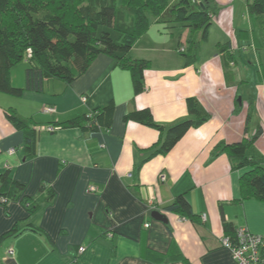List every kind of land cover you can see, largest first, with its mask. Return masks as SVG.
<instances>
[{"label":"crops","instance_id":"0c3cea01","mask_svg":"<svg viewBox=\"0 0 264 264\" xmlns=\"http://www.w3.org/2000/svg\"><path fill=\"white\" fill-rule=\"evenodd\" d=\"M224 1L208 30L212 46L205 45L208 40L200 42L190 65L179 50L188 49L193 36L199 41V32L152 21L130 54L151 65L139 95L131 73L106 54L96 57L72 84L49 80L42 92L25 91L20 97L0 92V174L10 172L25 185L21 200L9 202L6 209L0 204V264H236L221 244L225 221L264 237V203L241 201L245 170H235L222 150L255 139L262 130L254 148L264 158L259 28L249 1L242 28L233 26V15L223 11L232 2ZM236 32H241L244 56L253 63L245 89L228 68L234 63ZM18 66L11 81L24 88L27 63ZM190 98L198 100L208 118L166 155L158 153V130L124 122L128 113L143 109L166 129L194 120L187 107ZM110 103L116 110L109 130L85 133L59 126ZM48 108L54 112L46 113ZM12 111L37 132L33 157H27L24 133L7 119ZM180 194H186L199 222L165 211ZM155 211L167 223L153 219ZM15 227L20 234L6 236Z\"/></svg>","mask_w":264,"mask_h":264},{"label":"trees","instance_id":"16d2710c","mask_svg":"<svg viewBox=\"0 0 264 264\" xmlns=\"http://www.w3.org/2000/svg\"><path fill=\"white\" fill-rule=\"evenodd\" d=\"M171 3V0H0V92L20 97L25 91L42 92L49 80L72 84L87 72L96 57L106 54L131 73L135 95L143 93L144 73L151 65L145 60L132 59L130 54L134 45L148 33L152 21L179 24L193 35L201 32V39L190 38L188 49L182 53L190 65L197 58L200 42L207 41L211 20L220 10L214 0ZM249 13L264 34V0H253ZM29 49L31 58L27 55ZM23 62L27 63L25 87H15L11 71ZM187 107L195 119L168 129L154 120L149 109L128 113L124 122L158 130L162 143L158 153L166 155L190 129L199 127L208 118L197 99H188ZM115 110V104L110 103L59 126L101 133L112 128ZM7 119L24 133L27 157L35 156L37 132L13 111L7 114ZM261 134L262 130L255 139L222 146L233 168L245 170L240 180L241 201L256 199L264 203V158L254 148ZM0 186V204L5 209L9 202L21 200L25 191V185L11 178L10 172L0 174ZM53 198L54 193H51L49 200ZM22 201L29 205L28 199ZM165 211L193 223L199 222L186 194L177 196ZM236 230L232 224L224 222L225 236L233 242ZM19 234L15 227L6 236ZM3 238L0 237V243Z\"/></svg>","mask_w":264,"mask_h":264},{"label":"rangeland","instance_id":"374dc122","mask_svg":"<svg viewBox=\"0 0 264 264\" xmlns=\"http://www.w3.org/2000/svg\"><path fill=\"white\" fill-rule=\"evenodd\" d=\"M171 1H172L171 4H176L180 0H171ZM248 1H249V3H248ZM215 2L219 6L220 10H221L222 6H225V5H222L225 3L224 0H215ZM230 2H232V3L230 5H228V7L226 9H224L223 11H227L231 16L233 15V18H234V25L233 26L235 28L244 27L242 17H243V15L248 14L247 3L251 4L253 2V0H231ZM240 19H241V22H240ZM211 24H212V21H211ZM154 31H155V29H154ZM209 31H210V29H209ZM248 32L251 34V31H248ZM196 34H198V32H196L195 35ZM240 34H241V32L240 33L236 32V35L234 37V46H235V51H236L234 53L235 58H234V63L233 64L229 63L228 68H229V70L233 71V74L237 78L238 85H240L239 87H241L242 89H245L246 85H248L250 79H252L253 67L251 66V64H253V63L249 57L244 56L246 51H244V47H242L240 42H238L239 38H240ZM256 34H257V38L260 42L258 44L260 45V48L262 50V51H260V56H261L260 60L262 61V65L264 66V40H263L264 34L259 29H257ZM198 35L200 37L201 33L199 32ZM212 39L213 38H211V37L208 38L207 39L208 41L207 42L205 41L206 42L205 45H207L208 47L212 46V44H213ZM183 48L185 49V52H186V48L185 47H183ZM22 65H24V64H22ZM258 65L260 66V61H258ZM26 69H27V67H26ZM239 95L242 96L241 91H240Z\"/></svg>","mask_w":264,"mask_h":264},{"label":"built area","instance_id":"2783aa9c","mask_svg":"<svg viewBox=\"0 0 264 264\" xmlns=\"http://www.w3.org/2000/svg\"><path fill=\"white\" fill-rule=\"evenodd\" d=\"M181 53L185 52L184 48L180 49ZM29 58L32 57V50H27ZM86 101V98L83 99ZM46 113L54 112L53 108L45 110ZM57 128H49V132H54ZM165 180V177H162ZM91 192L96 191L94 187L90 189ZM4 201V200H3ZM205 219V216H204ZM147 227L149 225H146ZM236 241H232L229 237L224 236L221 239L223 247L229 249L232 252L233 260L236 264H264V237L252 234L246 228H238L236 230ZM86 251L84 247L79 249V252L83 254ZM8 257L13 256V249H9Z\"/></svg>","mask_w":264,"mask_h":264},{"label":"water","instance_id":"95a60500","mask_svg":"<svg viewBox=\"0 0 264 264\" xmlns=\"http://www.w3.org/2000/svg\"><path fill=\"white\" fill-rule=\"evenodd\" d=\"M152 217L153 219H155L156 221H159V222H164V223H167V219L164 215H162L160 212L158 211H155L152 213Z\"/></svg>","mask_w":264,"mask_h":264}]
</instances>
